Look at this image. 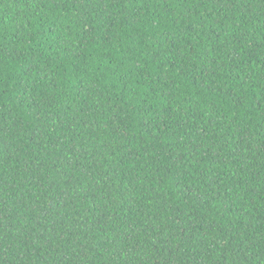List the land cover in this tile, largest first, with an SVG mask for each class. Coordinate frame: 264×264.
<instances>
[{
  "label": "trees",
  "instance_id": "trees-1",
  "mask_svg": "<svg viewBox=\"0 0 264 264\" xmlns=\"http://www.w3.org/2000/svg\"><path fill=\"white\" fill-rule=\"evenodd\" d=\"M0 264H264V0H0Z\"/></svg>",
  "mask_w": 264,
  "mask_h": 264
}]
</instances>
